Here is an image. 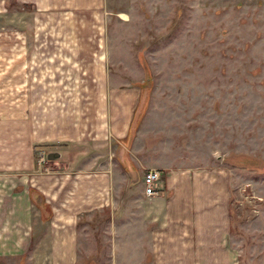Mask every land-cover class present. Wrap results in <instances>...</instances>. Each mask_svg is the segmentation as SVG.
Wrapping results in <instances>:
<instances>
[{
    "label": "rangeland",
    "instance_id": "374dc122",
    "mask_svg": "<svg viewBox=\"0 0 264 264\" xmlns=\"http://www.w3.org/2000/svg\"><path fill=\"white\" fill-rule=\"evenodd\" d=\"M59 1L41 10L6 0L2 102L52 106L53 118L62 106H137L131 154L159 157L168 170L227 167L234 258L264 264V0H101V12L86 16ZM82 38L100 39L105 79L78 77L88 60L78 53ZM14 55L23 71L15 81ZM41 149L44 163L54 160Z\"/></svg>",
    "mask_w": 264,
    "mask_h": 264
},
{
    "label": "crops",
    "instance_id": "0c3cea01",
    "mask_svg": "<svg viewBox=\"0 0 264 264\" xmlns=\"http://www.w3.org/2000/svg\"><path fill=\"white\" fill-rule=\"evenodd\" d=\"M96 1L98 8L63 0L67 11L82 16L101 12ZM5 2L0 0L1 13ZM16 2L51 6V0ZM78 42L81 59H88L78 77L105 79L100 39ZM18 62L15 56L9 71L14 81L22 71ZM6 74L0 72L3 84ZM2 94L0 264H237L227 167L168 170L173 164L164 166L159 157L146 163L134 157L137 134L129 136L137 106H62L53 118L52 106H10ZM138 94L132 89L129 97ZM46 146L60 156L40 165L36 151ZM149 168L160 169L165 179L151 197L144 187L135 189Z\"/></svg>",
    "mask_w": 264,
    "mask_h": 264
},
{
    "label": "built area",
    "instance_id": "2783aa9c",
    "mask_svg": "<svg viewBox=\"0 0 264 264\" xmlns=\"http://www.w3.org/2000/svg\"><path fill=\"white\" fill-rule=\"evenodd\" d=\"M47 159L46 151L38 154V163L42 165ZM162 172L158 168H149L144 172L143 183L147 196H154L159 193L158 183L161 180Z\"/></svg>",
    "mask_w": 264,
    "mask_h": 264
},
{
    "label": "trees",
    "instance_id": "16d2710c",
    "mask_svg": "<svg viewBox=\"0 0 264 264\" xmlns=\"http://www.w3.org/2000/svg\"><path fill=\"white\" fill-rule=\"evenodd\" d=\"M134 121H135V119H134ZM135 127H136V123L133 122V125H132V128H131V132H130V136H129V138H131V139H132V137H133V132H134ZM132 130H133V131H132ZM39 205H43V208L46 209V210L49 209L48 207L44 206V203H42V202L39 203ZM44 217H45V219H48L50 216L45 215Z\"/></svg>",
    "mask_w": 264,
    "mask_h": 264
},
{
    "label": "water",
    "instance_id": "95a60500",
    "mask_svg": "<svg viewBox=\"0 0 264 264\" xmlns=\"http://www.w3.org/2000/svg\"><path fill=\"white\" fill-rule=\"evenodd\" d=\"M59 156H60V153L54 151V152H50L48 157L49 159H55V158H58Z\"/></svg>",
    "mask_w": 264,
    "mask_h": 264
}]
</instances>
